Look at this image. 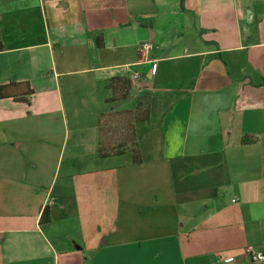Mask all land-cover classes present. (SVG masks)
I'll use <instances>...</instances> for the list:
<instances>
[{"label":"crops","instance_id":"crops-1","mask_svg":"<svg viewBox=\"0 0 264 264\" xmlns=\"http://www.w3.org/2000/svg\"><path fill=\"white\" fill-rule=\"evenodd\" d=\"M0 42V264H264V0H0Z\"/></svg>","mask_w":264,"mask_h":264},{"label":"trees","instance_id":"trees-1","mask_svg":"<svg viewBox=\"0 0 264 264\" xmlns=\"http://www.w3.org/2000/svg\"><path fill=\"white\" fill-rule=\"evenodd\" d=\"M97 44L99 38L96 39ZM0 42V49L2 48ZM130 79L127 76H112L107 84L109 88V95L105 98L108 101H114L125 97L130 90ZM27 82L23 81H9L0 83V97L11 96L17 100L28 101V95L31 92ZM145 94V93H144ZM144 100L142 101L141 99ZM148 115V101L147 96L140 95L136 97L135 106L132 109H120L107 111V122L102 128V120L98 122V136H97V153L99 155L115 154L124 151H129L131 155V162L133 164L140 163V154L136 141L134 131V121L145 119ZM117 123L122 126L118 130ZM102 130H105V136L102 137ZM114 139V140H113ZM111 140V142H110ZM48 220V210L43 207L38 221L45 222Z\"/></svg>","mask_w":264,"mask_h":264},{"label":"built area","instance_id":"built-area-1","mask_svg":"<svg viewBox=\"0 0 264 264\" xmlns=\"http://www.w3.org/2000/svg\"><path fill=\"white\" fill-rule=\"evenodd\" d=\"M235 11H238V8H235ZM152 44L150 41L144 40L139 43V48L144 52H147L150 50ZM136 73H133L132 75L135 76ZM249 259L252 261H263L264 260V255L261 252L253 251L249 248ZM227 260H230L227 259Z\"/></svg>","mask_w":264,"mask_h":264},{"label":"rangeland","instance_id":"rangeland-1","mask_svg":"<svg viewBox=\"0 0 264 264\" xmlns=\"http://www.w3.org/2000/svg\"><path fill=\"white\" fill-rule=\"evenodd\" d=\"M145 93V92H144ZM144 93H138V96H140V95H145ZM142 101L144 100V98L143 99H141ZM107 115H105V114H103L102 116H101V120H102V128H104V124L107 122ZM120 124L119 123H117V126H118V130H121V128H122V126H119ZM105 130H102V137H104L105 136ZM114 140V139H113ZM110 142H111V140H110Z\"/></svg>","mask_w":264,"mask_h":264}]
</instances>
